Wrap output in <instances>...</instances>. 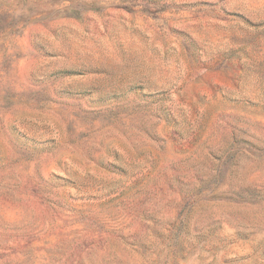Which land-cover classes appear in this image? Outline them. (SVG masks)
I'll use <instances>...</instances> for the list:
<instances>
[{"label":"rangeland","instance_id":"obj_1","mask_svg":"<svg viewBox=\"0 0 264 264\" xmlns=\"http://www.w3.org/2000/svg\"><path fill=\"white\" fill-rule=\"evenodd\" d=\"M0 264H264V0H0Z\"/></svg>","mask_w":264,"mask_h":264}]
</instances>
